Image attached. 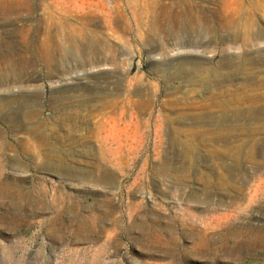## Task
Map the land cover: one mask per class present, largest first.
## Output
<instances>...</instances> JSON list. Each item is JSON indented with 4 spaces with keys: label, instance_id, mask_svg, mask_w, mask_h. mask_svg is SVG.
<instances>
[{
    "label": "rangeland",
    "instance_id": "374dc122",
    "mask_svg": "<svg viewBox=\"0 0 264 264\" xmlns=\"http://www.w3.org/2000/svg\"><path fill=\"white\" fill-rule=\"evenodd\" d=\"M0 264H264V0H0Z\"/></svg>",
    "mask_w": 264,
    "mask_h": 264
},
{
    "label": "bare ground",
    "instance_id": "6f19581e",
    "mask_svg": "<svg viewBox=\"0 0 264 264\" xmlns=\"http://www.w3.org/2000/svg\"><path fill=\"white\" fill-rule=\"evenodd\" d=\"M234 2H237L238 0H233ZM147 15H148V13H147ZM230 16V15H229ZM191 22V24H192V26H197L198 25V23H196L195 21H190ZM228 22H230V20L228 21ZM152 30V29H151ZM153 30H155V29H153ZM152 30V31H153ZM197 43V42H196ZM17 79L19 78V77H16Z\"/></svg>",
    "mask_w": 264,
    "mask_h": 264
}]
</instances>
